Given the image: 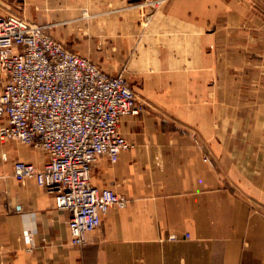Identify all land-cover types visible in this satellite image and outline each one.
<instances>
[{
  "label": "crops",
  "instance_id": "obj_1",
  "mask_svg": "<svg viewBox=\"0 0 264 264\" xmlns=\"http://www.w3.org/2000/svg\"><path fill=\"white\" fill-rule=\"evenodd\" d=\"M142 1L0 0V14L124 70L142 107L119 123L133 148L91 172L129 203L86 245L53 193L13 174L45 152L0 140V264H264V0H166L150 13Z\"/></svg>",
  "mask_w": 264,
  "mask_h": 264
},
{
  "label": "built area",
  "instance_id": "obj_2",
  "mask_svg": "<svg viewBox=\"0 0 264 264\" xmlns=\"http://www.w3.org/2000/svg\"><path fill=\"white\" fill-rule=\"evenodd\" d=\"M164 1L141 4L157 8ZM49 27L19 13L0 14V69L7 77L0 91V117H5L0 140L17 139L45 152L42 166L18 160L13 174L35 179L53 193L56 206L70 212L71 242L86 245L112 205L129 203L113 189L93 184L91 172L99 157L116 162L133 148L119 123L142 107L122 73H110L71 50Z\"/></svg>",
  "mask_w": 264,
  "mask_h": 264
},
{
  "label": "rangeland",
  "instance_id": "obj_3",
  "mask_svg": "<svg viewBox=\"0 0 264 264\" xmlns=\"http://www.w3.org/2000/svg\"><path fill=\"white\" fill-rule=\"evenodd\" d=\"M161 5H159L157 8H159ZM148 7V9H149V13L151 12V11H155L157 8L156 7H151V6H147ZM12 12H14V13H19V14H21L20 12H18V11H11V12H9V13H12ZM8 14V13H7ZM21 15H23V14H21ZM25 16V15H24ZM26 17V16H25ZM27 18V17H26ZM29 21H31L29 18H27ZM32 22V21H31ZM61 41V40H60ZM1 71V70H0ZM117 73H122L125 77H126V74H125V72H124V70H121V71H119V72H117ZM117 73H114V74H117ZM127 78V77H126ZM127 80L130 82V84L132 85V83H131V81L127 78ZM132 87H133V85H132ZM133 89H134V87H133ZM135 90V89H134Z\"/></svg>",
  "mask_w": 264,
  "mask_h": 264
}]
</instances>
